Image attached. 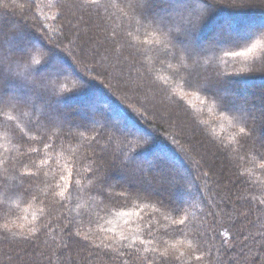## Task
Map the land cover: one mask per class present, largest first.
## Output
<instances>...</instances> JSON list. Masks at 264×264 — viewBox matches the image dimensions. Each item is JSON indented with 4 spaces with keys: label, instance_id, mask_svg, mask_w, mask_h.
I'll use <instances>...</instances> for the list:
<instances>
[{
    "label": "trees",
    "instance_id": "trees-1",
    "mask_svg": "<svg viewBox=\"0 0 264 264\" xmlns=\"http://www.w3.org/2000/svg\"><path fill=\"white\" fill-rule=\"evenodd\" d=\"M166 1L0 0V264H264V10Z\"/></svg>",
    "mask_w": 264,
    "mask_h": 264
},
{
    "label": "rangeland",
    "instance_id": "rangeland-1",
    "mask_svg": "<svg viewBox=\"0 0 264 264\" xmlns=\"http://www.w3.org/2000/svg\"><path fill=\"white\" fill-rule=\"evenodd\" d=\"M212 1V0H211ZM214 1V3L213 4H215L216 3V5L217 4H220L221 2V0L219 1V0H213ZM166 2H169L168 0L166 1ZM218 2V3H217ZM230 2V1H229ZM190 4L194 7V11L196 12H198V13H200V14H203L204 12H205V10L206 9H208V7L207 6H205V5H202V4H198L197 2H195V1H191L190 2ZM237 4V3H236ZM236 4H231V2L230 3H224V4H220V6L222 7V8H228V9H236V7H238V5H236ZM223 5V6H222ZM246 9H248V8H250V9H261V10H264V0H259V1H257V2H254V3H252L248 8L247 7H245ZM210 9H214V8H210ZM258 13H264L263 11H261V12H258ZM208 19H207V24L208 25H210V24H213V23H215L214 24V28L216 29V32L220 29V26L219 25H221V23L222 22H224L223 23V25H225V24H230V26H232L234 29H236V30H232V31H230V32H228L227 34H226V36H227V38H231V37H235V36H237V35H239L240 34V30L238 31L237 30V28H239V27H241V25H246V24H241V23H243V22H239V21H235L236 19H233V17L232 18H225V19H223L222 17H220L219 16V14L217 15L216 14V11L215 12H213V13H211L208 17H207ZM223 19V20H222ZM219 26V27H218ZM204 26L200 29V32L201 31H203L204 29ZM248 28V27H247ZM250 28V27H249ZM243 29L241 28V31H242ZM216 32H214V33H212V34H209V36H210V38L211 39H216L215 37H216ZM208 33H204V34H202L201 36H199V37H197L196 36V38H195V43L194 44H197L198 43V45H202V46H204L202 43V41H201V37H203V36H206ZM208 36V35H207ZM184 37H186V35H184ZM200 41V42H199ZM212 41V40H211ZM201 46V47H202ZM205 47V46H204ZM203 50H205V52H207V48L205 47ZM246 52H249V51H246ZM251 53V52H250ZM67 57H68V59L70 60V62L69 63H60V66H61V68L62 69H65V71H69V72H71V69L72 70H74V73H75V75L76 76H78V74H83L82 73V71L81 70H78V67H76V63L78 64V60H75V59H73L71 56H69V55H66ZM88 65L89 66H92V64H90V63H88ZM75 66V67H74ZM91 78H94V80L93 81H95V79H99V78H96L95 76L94 77H91ZM149 82V81H148ZM148 84H150V82L148 83ZM150 85H152V84H150ZM255 86H257V87H264V85L263 84H255L253 87H255ZM253 87H251V86H249V87H244L245 89L243 90V91H245V90H247L248 88L249 89H251V88H253ZM75 90V89H74ZM84 91H86V90H84ZM83 91V92H84ZM79 92V91H78ZM187 96L189 97H192V94H187ZM96 99L95 100H97L98 101V105H100V102H101V99L99 98V97H95ZM83 99V98H82ZM117 100V99H116ZM142 101L144 100V99H141ZM84 100H82L81 102H83ZM117 101H120V100H117ZM142 101H140V103H138V107H136V106H134V105H132L131 107H133L134 108V110L133 111H131V115L130 116H132V117H134L136 120H137V122L139 121V122H141V123H143V124H146L147 126H149L148 124H147V120H150V117H151V114L150 113H152L153 111H148V110H150V109H146V108H144L143 109V107L141 106V105H144V103L142 104ZM80 102V103H81ZM80 103L79 102H76V103H74L73 101H71L70 102V104H71V106L70 107H72V108H74V109H76V107L77 106H80ZM262 104L264 105V98L261 100V103H260V108H261V106H262ZM110 105V104H109ZM111 106V105H110ZM69 107V106H68ZM104 109H106V108H104ZM111 109V108H110ZM107 111H109V112H111V114H112V118H113V120H114V123H118L119 125L121 124V125H126V126H128L130 129H133V130H135L134 131V134L135 135H139V136H142L143 135V133L141 134L140 132H142L140 129H138L136 126H134L133 124H131L127 119H125V118H119V116L117 115V113H115V112H113V109H112V111L111 110H107ZM138 111H140V113L138 112ZM168 112V111H167ZM113 113H114V115H113ZM142 113V114H141ZM169 114H170V112H168ZM121 117V116H120ZM138 117L141 119H138ZM166 118V120H167V122L169 123V126H171V125H175V124H177V121H176V117H173L172 115L171 116H169L168 115V118H167V115L166 116H164V119ZM165 120V121H166ZM152 130H154V129H152ZM169 131L170 132H173V134L174 135H176L177 136V132L175 131V130H173V129H170L169 128ZM172 137H173V135H172ZM173 141L175 142V143H178L176 140H175V138L173 139ZM179 151V150H178ZM179 155V156H178ZM178 155H177V159H179L180 161L179 162H177V163H185V161H187L186 159V157L188 156L186 153H184L183 151H182V149H180V151H179V153H178Z\"/></svg>",
    "mask_w": 264,
    "mask_h": 264
},
{
    "label": "snow or ice",
    "instance_id": "snow-or-ice-1",
    "mask_svg": "<svg viewBox=\"0 0 264 264\" xmlns=\"http://www.w3.org/2000/svg\"><path fill=\"white\" fill-rule=\"evenodd\" d=\"M241 132H244V129L243 128L241 129ZM181 223H183V221H181ZM197 259H199V257H197Z\"/></svg>",
    "mask_w": 264,
    "mask_h": 264
}]
</instances>
